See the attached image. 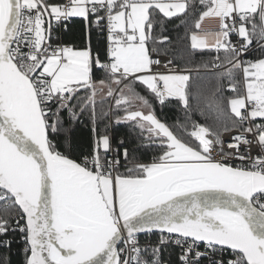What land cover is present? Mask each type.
<instances>
[{"label": "snow or ice", "instance_id": "1", "mask_svg": "<svg viewBox=\"0 0 264 264\" xmlns=\"http://www.w3.org/2000/svg\"><path fill=\"white\" fill-rule=\"evenodd\" d=\"M199 4L178 51L154 28L163 27L158 17L186 14V0H0V248L21 243L23 264H169L162 252L171 243L181 249L178 264H224L213 257L225 249L234 257L227 264H264V56L244 59L254 38L264 48V0ZM72 18L84 22L86 43H53L54 24L67 31ZM93 27L102 51L91 47ZM197 51L217 55L191 67ZM225 80L235 93L226 102ZM148 96L181 106L192 128L186 138L157 117ZM82 117L94 133L100 119L133 122L159 155L122 165L128 150L109 155L105 134L73 158L70 140L66 154L55 137ZM234 129L225 152L224 134ZM153 232L157 243L142 247L139 234Z\"/></svg>", "mask_w": 264, "mask_h": 264}, {"label": "trees", "instance_id": "2", "mask_svg": "<svg viewBox=\"0 0 264 264\" xmlns=\"http://www.w3.org/2000/svg\"><path fill=\"white\" fill-rule=\"evenodd\" d=\"M51 2L59 3L62 0H51ZM189 3L190 7L186 14L179 15L172 19H164L162 17H158V19L163 20V27L157 24L154 28V33L159 35L161 32L163 35H167L172 39V46H175V49L178 51H182L186 48L189 41L186 37L190 36V33L195 30L194 24L198 19L200 12L203 11V8L199 4V0H186ZM67 31H64L63 28L61 30H55L53 28V37H59V41L53 40V43L61 42L64 44L75 45L80 47L86 43L85 40V26L84 22L80 18H72L67 21ZM253 48L249 52L248 55L244 57L245 60L254 61L261 56H264V48H261L256 43V38L253 40ZM91 47L93 51L103 50L104 47V39L102 35L93 27L91 32ZM162 47H170L169 45H162ZM217 54L214 51H205L200 52L197 51L194 55V59L192 64L189 65L191 67H195L200 64L201 61H208L214 59ZM221 57L224 56L223 51L219 53ZM174 64L180 67L185 66V62L183 59L179 58V56L175 59ZM200 75L204 78L205 81L212 80L214 73L208 69H200ZM96 76L99 77L100 73H96ZM237 78L239 81V88L241 94L244 92L243 88V76L242 73H237ZM224 91L223 97L225 102L227 99L232 98L235 93H232L228 90V81L225 80L223 82ZM142 94L147 95L144 92L143 88H138ZM149 100L152 102L153 107L155 108V114L157 117L168 124L174 133L181 137H187V134L191 130V122L185 120V113L182 110L181 106L175 101H171L169 103H165L163 106L156 103V101L148 96ZM109 101L105 102L104 108L108 110ZM97 108L99 110L100 104L98 99ZM122 115L123 113H119ZM82 123H76L74 127L70 124H65L64 129L61 133L55 137L59 150L64 151L66 154L68 153L67 144L70 140L72 145L71 155L73 158L77 156L80 152H89L94 148L95 139L98 136H102L107 134L109 136L110 132L112 133V140L115 150L119 149L122 153L124 149L128 150V161L125 162L123 158H121V164L124 165L127 163L129 166L133 163H150L154 157L159 155V149L155 145H150L148 141V133L144 131L143 133L138 127H135L133 122H123V123H114L110 122L109 119H100L97 121L96 133L91 131L92 125L88 119L82 117ZM194 121L199 122L200 124L209 123L211 121H205L199 115H195L192 118ZM187 124V130H185L183 125ZM121 141L123 143L121 144ZM143 145H150L149 147H144ZM101 155L103 152L101 151ZM120 171H124V168L121 167ZM5 202H0V215H3L5 212ZM13 234H10L12 236ZM19 235L16 233L14 235V239L18 240ZM2 239V238H0ZM22 244L21 243H13L11 249H3L0 248V256H7V264H23V254L21 252ZM169 264H178L177 255L174 250H170L169 255L164 257Z\"/></svg>", "mask_w": 264, "mask_h": 264}, {"label": "built area", "instance_id": "3", "mask_svg": "<svg viewBox=\"0 0 264 264\" xmlns=\"http://www.w3.org/2000/svg\"><path fill=\"white\" fill-rule=\"evenodd\" d=\"M53 28H54L55 30H61L63 27H62V26H57V25L54 24ZM232 39H233V41H235L237 38H236L235 36H233ZM253 47H254V46L252 45V48H253ZM252 48H251V50H252ZM251 50H250V51H251ZM110 102H111V101H109V103H110ZM191 130H192V128H191ZM191 130H190V131H191ZM236 131H238V129H234L232 132H229V133H225V134H224V137H223V138H224L225 143H224V145H223V148H224L225 152L230 151V149L228 148V142H229V140H230V137H231L232 135H235ZM109 137H110V146H111V148H112V150H113V152H112V153H109V155H112V154L115 153V148H114V145H113V142H114V141L112 140V133H111V132H110V134H109ZM250 138H251V137H250ZM95 141H96V139H95ZM94 146H95V144H94ZM248 148H251L252 154H253L254 156L257 154L258 149L256 148L255 145H250V146H248ZM248 148H246V147H241L240 151H241V152H246V151L248 150ZM233 163L239 164L240 162H239V161H233ZM0 202H2V201H0ZM18 235H19V233H18ZM159 235H160V234H159L158 232H153V233H151V234H139L140 245H141L142 247H143L145 244L155 245V244L157 243L158 239H159ZM22 247H23V245H22ZM203 249H204V245L201 244V245H200V250L203 251ZM170 250H172V251L174 250V252L176 253L177 257L179 256V254H180V252H181V249H180L179 247L175 246L174 244H171V243H170V244H168V245H165V246H164V249H163V252H162V260H163V261H167V260H166L165 258H163V257H164V255H165V257L168 256ZM213 258L216 259V260H223V261H224V264H227V262H228L230 259H233L234 257H233V255H232V253H231L230 250L225 249L222 253H216V254L214 255ZM200 264H209V262H208V260H207L206 258H202V259L200 260Z\"/></svg>", "mask_w": 264, "mask_h": 264}, {"label": "crops", "instance_id": "4", "mask_svg": "<svg viewBox=\"0 0 264 264\" xmlns=\"http://www.w3.org/2000/svg\"><path fill=\"white\" fill-rule=\"evenodd\" d=\"M212 30H215V29H212ZM105 93H106V89H105ZM243 93H244V92H243ZM100 95H103V93H98V97H99Z\"/></svg>", "mask_w": 264, "mask_h": 264}, {"label": "rangeland", "instance_id": "5", "mask_svg": "<svg viewBox=\"0 0 264 264\" xmlns=\"http://www.w3.org/2000/svg\"><path fill=\"white\" fill-rule=\"evenodd\" d=\"M145 112H147V109L145 108V109H143Z\"/></svg>", "mask_w": 264, "mask_h": 264}]
</instances>
